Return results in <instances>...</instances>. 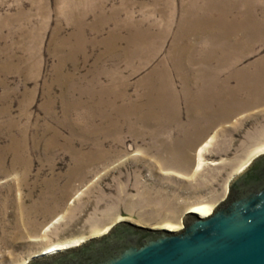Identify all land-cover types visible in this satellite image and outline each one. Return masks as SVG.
<instances>
[{
  "label": "rangeland",
  "instance_id": "1",
  "mask_svg": "<svg viewBox=\"0 0 264 264\" xmlns=\"http://www.w3.org/2000/svg\"><path fill=\"white\" fill-rule=\"evenodd\" d=\"M263 150L264 0H0V264L182 227Z\"/></svg>",
  "mask_w": 264,
  "mask_h": 264
},
{
  "label": "water",
  "instance_id": "2",
  "mask_svg": "<svg viewBox=\"0 0 264 264\" xmlns=\"http://www.w3.org/2000/svg\"><path fill=\"white\" fill-rule=\"evenodd\" d=\"M25 264H264V154L230 178L226 197L178 231L113 224L106 234Z\"/></svg>",
  "mask_w": 264,
  "mask_h": 264
},
{
  "label": "bare ground",
  "instance_id": "3",
  "mask_svg": "<svg viewBox=\"0 0 264 264\" xmlns=\"http://www.w3.org/2000/svg\"><path fill=\"white\" fill-rule=\"evenodd\" d=\"M202 151V148L200 149L199 151V154L201 153ZM261 154H264V150L262 152H259ZM258 155V156H259ZM249 164V163H248ZM248 164L242 168V169H239V171H237L236 174H239L242 170H244ZM213 210V207L209 206V205H197V206H194V207H191L190 210L188 212H194L195 214L201 216V217H205V216H208ZM163 229H158V230H167V231H170V230H176V229H179V228H182V227H178V226H174V225H169V224H166V226L162 227ZM108 231V230H107ZM106 229L104 230V233L107 232ZM80 243H76V244H73V245H70V246H67V245H53L47 249H45L43 252H41V254L39 256H49V255H54L56 253H59V252H62V251H65L67 249H70V248H73V247H76L78 246Z\"/></svg>",
  "mask_w": 264,
  "mask_h": 264
}]
</instances>
